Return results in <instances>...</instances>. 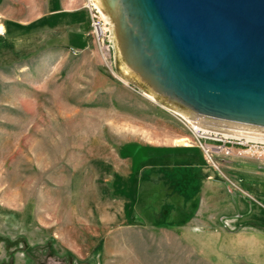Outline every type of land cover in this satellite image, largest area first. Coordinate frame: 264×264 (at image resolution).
Wrapping results in <instances>:
<instances>
[{"label": "rangeland", "instance_id": "obj_1", "mask_svg": "<svg viewBox=\"0 0 264 264\" xmlns=\"http://www.w3.org/2000/svg\"><path fill=\"white\" fill-rule=\"evenodd\" d=\"M97 4L104 47L46 33L0 59V264H264V142L199 139Z\"/></svg>", "mask_w": 264, "mask_h": 264}, {"label": "water", "instance_id": "obj_2", "mask_svg": "<svg viewBox=\"0 0 264 264\" xmlns=\"http://www.w3.org/2000/svg\"><path fill=\"white\" fill-rule=\"evenodd\" d=\"M138 75L191 114L264 127V0H124ZM136 73V72H135Z\"/></svg>", "mask_w": 264, "mask_h": 264}, {"label": "crops", "instance_id": "obj_3", "mask_svg": "<svg viewBox=\"0 0 264 264\" xmlns=\"http://www.w3.org/2000/svg\"><path fill=\"white\" fill-rule=\"evenodd\" d=\"M5 2L6 0H0V59L7 51H16L23 48L33 38L46 33L58 34L61 37L65 36V39L69 38L70 41L77 39L80 41L81 37L79 34L84 33L88 40L91 41L88 35V19L84 6L80 9L71 10L68 8L66 0H45L44 10L40 15L33 19L23 21L12 16L11 8L5 6ZM82 13L85 17L82 16ZM84 25H87V28H84ZM65 31L67 32L65 33ZM88 47H86V50ZM68 49L70 50L71 48L68 47ZM146 147L151 149L179 148L173 146ZM127 178L125 177L124 179L126 180ZM141 194V191L138 189V196H141Z\"/></svg>", "mask_w": 264, "mask_h": 264}, {"label": "bare ground", "instance_id": "obj_4", "mask_svg": "<svg viewBox=\"0 0 264 264\" xmlns=\"http://www.w3.org/2000/svg\"><path fill=\"white\" fill-rule=\"evenodd\" d=\"M88 1H92L95 4H97V2L101 3L104 8L111 13L117 24L118 40L125 62L134 72L142 75L140 68L142 64H146L147 57H149L148 55L150 54L145 50V46L136 40L137 37H132L138 35L139 30L129 16L124 0ZM101 15L104 17L102 12ZM181 117L186 119V122L192 126L194 131H199L201 134H218L227 138V140L228 138H232L235 139V141L236 139H244L246 141L264 142V127L196 113H192L190 117H185L184 114H181ZM253 130H258L260 132H254Z\"/></svg>", "mask_w": 264, "mask_h": 264}, {"label": "built area", "instance_id": "obj_5", "mask_svg": "<svg viewBox=\"0 0 264 264\" xmlns=\"http://www.w3.org/2000/svg\"><path fill=\"white\" fill-rule=\"evenodd\" d=\"M84 9L86 10V14H87L88 35L91 39V42L95 44L97 47L102 48L105 46L106 42L109 41L108 40L109 35L107 33V29L105 28V23L102 19L100 8L94 2L87 0L86 4L84 5ZM70 51L73 55L79 53L74 49H70ZM197 135L199 139L207 138L209 140L221 142L222 145L220 147V150L225 151L226 153L229 152V146L238 144V142L235 141H227L225 139L217 138V136L214 134L213 136L212 134L209 135L197 134ZM227 144H232V145H227ZM200 146L206 154L210 151L209 148H203L202 145Z\"/></svg>", "mask_w": 264, "mask_h": 264}]
</instances>
